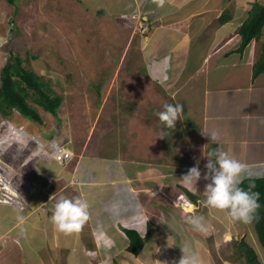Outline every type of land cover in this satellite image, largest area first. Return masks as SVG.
Returning a JSON list of instances; mask_svg holds the SVG:
<instances>
[{
	"label": "rangeland",
	"instance_id": "1",
	"mask_svg": "<svg viewBox=\"0 0 264 264\" xmlns=\"http://www.w3.org/2000/svg\"><path fill=\"white\" fill-rule=\"evenodd\" d=\"M136 8L146 10L144 18L149 25L143 33L134 31L135 18H130ZM166 11L165 3L160 6L158 0H150L147 9L131 0H0V68L9 52L17 54L22 66L34 71L62 97L57 115L37 107L40 119L36 121L24 118L15 109L9 116L0 114V203L9 207L0 205V264H26L23 262L28 255L23 254L21 259L18 249L22 248L12 245V241L20 238L8 230L16 220L30 223L31 212L38 207L41 208L38 217H51L61 196L84 198L83 186L77 182L61 190L64 181L59 177L75 167L82 155L98 159L102 157L99 153L116 156L120 153L123 160L130 158V164L134 160L139 163L170 160V152L175 151L166 139L158 136L161 131L155 114L158 110L150 102L154 96L150 100L144 94L151 87L150 94L159 91V82L149 80L152 78L144 69L149 60L143 51L149 47L147 42L157 43L155 36L161 30L158 27L170 19L169 14L160 17ZM211 16L207 14L205 21ZM180 20L186 19L183 16ZM202 43L194 40L191 51ZM28 101L32 102L30 98ZM174 129H166L173 142ZM66 141L73 158L51 162L47 168L43 155L50 154L55 142L66 146ZM169 146L171 150L167 149ZM118 163L124 174V163ZM49 170L55 172L45 175ZM32 173L37 175L33 177ZM39 173L43 177L39 178ZM156 173H141L130 183V227L136 228L145 240L137 255L126 249L128 239L121 224L108 220L109 203L98 196L87 198L91 207L86 222L93 224L98 242L104 244L99 247L100 256L88 253L94 259L90 264H176L184 245L197 254L200 264H246L244 250L240 249L242 241L257 251L264 264V250L250 222L234 221L226 210L208 206L203 199L196 201V207L189 201L183 203L181 193L186 187L176 181V185L164 184L162 188L158 183L162 177ZM23 177H29L30 183L37 187L43 183L46 194L32 184L24 192L17 189L18 192L12 193L4 188L16 186L20 179L24 184ZM175 178L181 180L174 174L164 182ZM194 214L204 217L207 232L198 231L185 221V216ZM101 223L111 224L116 235L101 232L96 227ZM19 232L31 238L25 228ZM33 241V244L40 242ZM46 241L49 243L43 247L47 253L43 264H66L61 253H53L50 247L54 241L58 244L57 238Z\"/></svg>",
	"mask_w": 264,
	"mask_h": 264
},
{
	"label": "crops",
	"instance_id": "2",
	"mask_svg": "<svg viewBox=\"0 0 264 264\" xmlns=\"http://www.w3.org/2000/svg\"><path fill=\"white\" fill-rule=\"evenodd\" d=\"M131 1L135 5L147 9L150 0ZM251 1L164 0L167 11L161 13L160 17L166 18L168 17L166 14H169L170 19L158 27L161 30H159V35L155 36L158 39L157 43L147 42L148 51L146 52L147 48L143 51L149 60L144 69L152 78L149 80L159 82V91L150 94L151 87L147 90L148 93L144 94L147 96L146 99L150 100L154 96L153 102H150L152 107L157 110H162V106L166 102H179L183 105L182 117L176 121L174 129V142L168 136L162 137V140L166 139L167 145L173 146L172 149L175 152H170V160L160 158L158 161H148V163H145L146 161L139 163L138 160H134L131 164L130 158L123 160L120 153L117 156L99 153L102 156L101 160H99L100 158L92 159L93 157L88 156L89 154H84L79 158L75 167L66 170L59 176L64 181L61 190L70 188L77 182L78 185L83 186L84 198L92 196L95 199L94 197L98 196V199L105 200L104 203H109L110 206V210L107 212L108 220L112 219V222L116 221L121 224L123 231L124 228L137 230L133 226L130 227V183L141 173L157 172V176L162 177V180H158L162 188L164 184L175 183L176 185V181L182 183L193 197L184 194L183 189L181 196L184 194L193 207H196V201L206 199L204 187L209 181L203 178V174L207 171L205 164L208 157L204 153L210 147L219 146L236 159L247 164L248 171L251 173L249 177L263 176L264 71L253 75V63L259 54L264 28L260 38H252L242 50L238 48L240 34L237 32V28L251 8ZM224 10L227 11V19L220 23L218 19ZM142 13L145 17L146 10ZM207 14L212 16L208 21H205ZM183 16L187 21L180 20L183 19ZM147 17H150L149 14ZM173 24L174 26L170 27ZM196 39L203 43L197 44L196 49L192 52L191 47ZM211 131L218 133V145L215 142L211 143L210 137L204 134V132ZM174 148L178 149V152ZM167 149L171 150L170 146ZM182 151H186L188 154ZM43 156L47 158H44L47 168L51 162H56L51 156V151L50 154ZM103 158L109 160H103ZM167 161L171 163L169 164ZM42 162L39 164H43ZM118 162L124 163V174L121 171L123 167ZM193 165H198L201 170V178L196 181V187L187 184L182 177ZM45 172V175L49 176L55 170ZM36 173L33 174V177L37 175ZM174 174H177L181 180L176 179V176L175 179L164 182L167 177ZM40 176L43 177L39 173L38 177L40 178ZM23 179L24 184L20 179L16 186L9 185V191L14 193L13 191L19 189V192H24L26 188L31 189L33 185L37 191L46 194L43 183L37 187V184L30 183L29 177H23ZM197 191H199L200 197L197 196ZM52 192H54L53 189ZM0 205H4L2 208H9L7 203H0ZM40 211L41 208H34L32 210L34 213L31 212L30 223L25 220V223L16 220L8 229L9 232H13L12 235L20 238V240L17 239V242L12 241L14 243L12 245L16 249L22 248L18 249L21 259L23 254L28 255L26 262L23 263L43 264L44 255L47 256L43 247L49 243L46 240L54 239V237L57 238L58 244L55 241L50 244L52 252L61 253L60 255L62 258L64 257L65 261L62 260L66 264L92 263L94 259L89 257V252L100 256L101 248L99 247H103L104 244L102 241L98 242V236H95V227L92 223L85 222L81 230L72 233L73 236H71V233L59 231L51 217H38L41 216ZM106 223L104 225L101 223V226L97 225L96 227L101 232L116 235L112 225ZM114 227L117 226L114 225ZM24 228L29 231L31 238L19 232ZM48 237L49 239H47ZM33 240L40 242L33 244ZM24 248H29V250L25 252ZM71 248H74L73 252L70 251ZM76 254H78L77 257H75Z\"/></svg>",
	"mask_w": 264,
	"mask_h": 264
},
{
	"label": "clouds",
	"instance_id": "3",
	"mask_svg": "<svg viewBox=\"0 0 264 264\" xmlns=\"http://www.w3.org/2000/svg\"><path fill=\"white\" fill-rule=\"evenodd\" d=\"M158 3L162 6L164 0H158ZM155 114L161 124V131L158 136H167L166 129H174L176 121L181 119L183 105L179 102H166L162 106V110L156 111ZM204 134L210 137L211 143L215 142L218 145V133L216 131L204 132ZM65 143L66 147L71 150L67 144L68 142L66 141ZM204 155L208 159L205 164L207 171L204 172L203 178L209 181L204 187L206 194L205 204L213 208L226 210L228 216L234 221H251L254 212L260 206L258 202L260 193L242 186L243 180L251 176L248 171V165L236 159L219 146L210 147ZM182 177L187 184L195 186L196 181L201 178V170L198 165H193ZM181 198L183 203L188 201L184 194H182ZM90 207V202L86 198L61 196L54 204L51 220L61 232H78L89 219ZM184 219L194 229L201 232L208 231L202 215H188ZM181 248L182 256L176 264H200L199 257L189 245H184Z\"/></svg>",
	"mask_w": 264,
	"mask_h": 264
},
{
	"label": "trees",
	"instance_id": "4",
	"mask_svg": "<svg viewBox=\"0 0 264 264\" xmlns=\"http://www.w3.org/2000/svg\"><path fill=\"white\" fill-rule=\"evenodd\" d=\"M12 2V0H8ZM226 10L219 17V22L227 19ZM13 21H11V25ZM264 28V3L255 0L251 8L247 11L245 18L237 28L241 36L238 48L242 50L252 39H258L262 35ZM21 56L9 52L7 59L0 68V114L9 116L13 109L28 120H39L40 115L37 107L57 115V108L60 106L62 97L54 93L47 82H44L34 71L21 65ZM264 71V36L261 40L259 54L253 63V75ZM31 99L30 103L28 99ZM242 186L251 188V191L259 192V207L253 214V219L249 221L254 230L256 240L264 250V175L259 177H246ZM184 194L193 197L192 194L183 190ZM124 233L128 238L126 249L137 255L144 246V238L135 229L124 228ZM240 249L245 257L246 264H262L257 252L247 243L240 242Z\"/></svg>",
	"mask_w": 264,
	"mask_h": 264
},
{
	"label": "built area",
	"instance_id": "5",
	"mask_svg": "<svg viewBox=\"0 0 264 264\" xmlns=\"http://www.w3.org/2000/svg\"><path fill=\"white\" fill-rule=\"evenodd\" d=\"M130 15V18H135V29L134 31L138 32H145L148 28V21L143 17L142 11L140 9L136 8ZM136 15V16H135ZM137 17V18H136ZM138 20V21H136ZM132 21V20H131ZM56 143V147L52 148L51 150V156L52 158L57 161V162H67L71 159L72 157V151L64 146L62 143Z\"/></svg>",
	"mask_w": 264,
	"mask_h": 264
},
{
	"label": "bare ground",
	"instance_id": "6",
	"mask_svg": "<svg viewBox=\"0 0 264 264\" xmlns=\"http://www.w3.org/2000/svg\"><path fill=\"white\" fill-rule=\"evenodd\" d=\"M33 154V153H32ZM33 174V173H32ZM5 188H7V190H9V186H5ZM12 192V191H11ZM185 202H187L188 203V201H185ZM17 206V205H16ZM183 206H184V204H183ZM25 207V206H24Z\"/></svg>",
	"mask_w": 264,
	"mask_h": 264
}]
</instances>
